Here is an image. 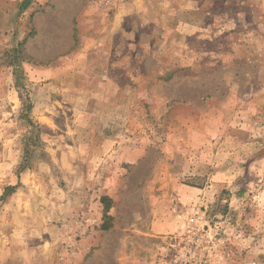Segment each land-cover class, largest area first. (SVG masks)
<instances>
[{
  "label": "rangeland",
  "instance_id": "374dc122",
  "mask_svg": "<svg viewBox=\"0 0 264 264\" xmlns=\"http://www.w3.org/2000/svg\"><path fill=\"white\" fill-rule=\"evenodd\" d=\"M0 264H264V0H0Z\"/></svg>",
  "mask_w": 264,
  "mask_h": 264
},
{
  "label": "trees",
  "instance_id": "16d2710c",
  "mask_svg": "<svg viewBox=\"0 0 264 264\" xmlns=\"http://www.w3.org/2000/svg\"><path fill=\"white\" fill-rule=\"evenodd\" d=\"M22 8H24V7L22 6Z\"/></svg>",
  "mask_w": 264,
  "mask_h": 264
}]
</instances>
